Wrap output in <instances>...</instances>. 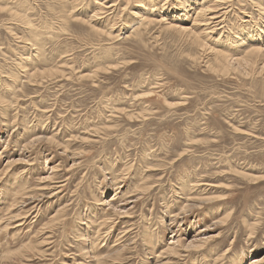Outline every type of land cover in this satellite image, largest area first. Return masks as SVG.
<instances>
[{"label":"rangeland","instance_id":"rangeland-1","mask_svg":"<svg viewBox=\"0 0 264 264\" xmlns=\"http://www.w3.org/2000/svg\"><path fill=\"white\" fill-rule=\"evenodd\" d=\"M183 1L0 0V264H264V0Z\"/></svg>","mask_w":264,"mask_h":264},{"label":"bare ground","instance_id":"bare-ground-1","mask_svg":"<svg viewBox=\"0 0 264 264\" xmlns=\"http://www.w3.org/2000/svg\"><path fill=\"white\" fill-rule=\"evenodd\" d=\"M192 1H195V2H197L196 3V7L195 8H197V9H195V18H199V17H201V20L200 21H204V22H206V21H208L209 19L211 20V19H214V18H219L220 16H222L221 15V8L220 9H216V11L214 10V8L215 7H218V6H220V3H223L225 0H192ZM97 2V1H96ZM103 2V1H102ZM102 2H100L99 1V5H100V10H102V7L104 6V4L102 3ZM226 2H231L230 0H228V1H226ZM8 3V2H7ZM108 3V2H107ZM182 4H185L186 6L188 5V0H184L183 1V3ZM182 4H181V6H182ZM107 5V4H106ZM6 7V6H5ZM28 7V6H27ZM184 7V6H183ZM182 7V8H183ZM9 8H11V7H9ZM14 8V7H13ZM99 8V7H98ZM106 8V7H105ZM185 8V7H184ZM183 8V9H184ZM191 8V7H190ZM223 8V7H222ZM16 9V8H15ZM18 9V8H17ZM103 9H104V7H103ZM193 9V8H192ZM141 10V9H140ZM181 10V9H180ZM186 10V9H185ZM185 10H183V11H185ZM188 10V9H187ZM8 11H10V10H8ZM13 11H14V9H13ZM150 11V10H149ZM148 11V12H149ZM152 11V10H151ZM160 11V10H159ZM174 11V10H173ZM193 11V10H192ZM19 12V11H18ZM17 12V13H18ZM101 12V11H100ZM212 12H213V14H212ZM16 13V12H15ZM14 14V13H13ZM12 14V12H10L9 13V15H13ZM19 14V13H18ZM100 14V13H99ZM176 14V13H175ZM212 14V15H211ZM216 14H218V15H216ZM24 15V14H23ZM64 15V14H63ZM96 15V14H95ZM185 15V14H184ZM10 16V17H11ZM25 16V15H24ZM137 16V15H136ZM183 16V15H182ZM18 17H20V16H18ZM17 17V18H18ZM63 17V16H62ZM68 17V16H67ZM181 17V16H180ZM185 17V16H184ZM14 18V17H13ZM16 18V17H15ZM14 18V19H15ZM27 18V17H26ZM92 18V17H91ZM96 18V17H95ZM179 18V17H178ZM264 18V17H263ZM93 19V18H92ZM20 20V19H19ZM18 20V21H19ZM21 20H23V19H21ZM26 20V19H25ZM65 20V19H64ZM149 20V19H148ZM29 21V20H28ZM138 21V20H137ZM150 21V20H149ZM152 21V20H151ZM196 21V20H195ZM263 21V20H262ZM90 22V21H89ZM213 22V21H212ZM65 23V22H64ZM182 23V22H181ZM197 23H198V21H197ZM196 23V24H197ZM201 23V22H200ZM206 23H208V22H206ZM211 23V22H210ZM222 24V23H221ZM27 25V24H26ZM57 25V24H56ZM161 25V24H160ZM171 25V24H170ZM200 25V24H199ZM202 25V24H201ZM205 25V24H204ZM208 25V24H207ZM23 26V25H22ZM172 26H174V25H172ZM180 26H182V25H180ZM192 26V25H191ZM261 26V25H260ZM30 28H28V29H30V31L32 30V29H34V28H32L31 29V26H29ZM175 27H177V25H175ZM200 27V26H199ZM205 26H203L202 27V29H205L204 28ZM178 28V27H177ZM206 28H208V27H206ZM260 28H263L264 29V26L263 27H260ZM173 29V28H172ZM175 29V28H174ZM188 29V28H187ZM256 30V32L257 33H254L255 35H251V37L250 38H253L254 39V36H258V38L259 37H261V39L260 40H262L264 37V30ZM190 30V29H189ZM194 30V29H193ZM209 30V29H208ZM179 31V30H178ZM202 31V30H201ZM205 31V30H204ZM204 31H202V32H204ZM210 31V30H209ZM35 32H38L36 29H34V31H32V34H33V36H36L37 35V33H35ZM184 32V31H183ZM195 32V31H194ZM208 32V31H207ZM188 33V32H187ZM199 33V32H198ZM109 34V33H108ZM200 34V33H199ZM202 34V33H201ZM251 34V33H250ZM111 36V35H110ZM28 37V36H27ZM191 37V36H190ZM204 38V37H203ZM257 38V39H258ZM29 39V38H28ZM205 39V38H204ZM240 39V38H239ZM256 39V38H255ZM30 40H32L33 42H34V44H39V43H36V40H34V39H32V38H30ZM194 40H195V42L196 43H198V45H202V43H201V41H199V38L198 37H195L194 38ZM244 40V39H243ZM251 40V39H250ZM40 41V40H39ZM217 41V40H216ZM263 41V40H262ZM218 42V41H217ZM219 42H221V41H219ZM249 42V41H248ZM255 42V41H254ZM253 42V43H254ZM252 43V42H251ZM252 43V44H253ZM216 44H218V43H216ZM251 44V45H252ZM255 44V43H254ZM259 44H260V42H259ZM258 44V45H259ZM221 45V44H220ZM247 45V44H246ZM219 46V45H218ZM263 46V45H262ZM222 48V47H221ZM246 48V47H245ZM217 50H218V48H217ZM223 50V49H222ZM212 51V50H211ZM214 51V50H213ZM212 51V52H213ZM220 51V50H219ZM215 53H216V51L214 52V56H215ZM221 53H224V52H222L221 51ZM221 53H219L218 52V54H221ZM226 53V52H225ZM261 53H263L264 54V49H263V47H260V46H250V49H248V51H246V53H245V56L244 57H240V58H242L243 60H245L246 62V65L248 64H250V62H255V60L253 61L252 59H253V57H252V54H254V55H259V54H261ZM217 54V53H216ZM228 54V53H227ZM227 54H226V56H227ZM237 54V53H236ZM242 54H244V52L242 53ZM225 55V54H224ZM234 55V54H233ZM238 55V54H237ZM218 56V55H217ZM220 56H222V55H220ZM230 56V55H229ZM236 56V55H235ZM234 56V57H235ZM223 57V56H222ZM237 57V56H236ZM256 57V56H255ZM230 58V57H229ZM233 58V57H232ZM231 59V58H230ZM229 59V60H230ZM256 59V58H255ZM223 60H224V58L222 59V62H223ZM231 60H233V59H231ZM237 60V59H236ZM243 60H241V61H243ZM259 60V59H258ZM217 61V60H216ZM226 61V60H225ZM236 62H238V61H236ZM262 62H264V60L262 61ZM241 63H243V62H241ZM240 63V64H241ZM244 63V64H245ZM223 64H224V62H223ZM228 64V63H227ZM243 64V65H244ZM264 64V63H263ZM225 65V64H224ZM232 65V64H231ZM235 65H236V63H235ZM247 65V66H248ZM238 66V65H237ZM240 66V65H239ZM245 66V65H244ZM263 66V65H262ZM253 67H254V65H253ZM256 67V66H255ZM245 69H247V68H245ZM264 70V69H263ZM248 71V70H247ZM53 72V71H52ZM50 73V72H49ZM33 75V77H35L36 75L38 76V72H37V74L36 73H33L32 74ZM17 79H19V78H17ZM14 83V82H13ZM13 83H11V84H13ZM29 247V246H28ZM30 248V247H29ZM32 248V247H31ZM30 248V249H31ZM169 249V251H171V252H175V249L173 248V247H171V248H168ZM259 260H254V261H252V262H250V264H259V262H258ZM249 262V261H248ZM254 262H256V263H254ZM104 262H103V260L102 259H100V258H98L97 259V264H103Z\"/></svg>","mask_w":264,"mask_h":264}]
</instances>
